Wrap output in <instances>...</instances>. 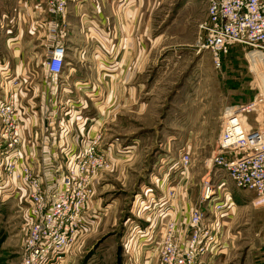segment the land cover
<instances>
[{
  "label": "crops",
  "instance_id": "1",
  "mask_svg": "<svg viewBox=\"0 0 264 264\" xmlns=\"http://www.w3.org/2000/svg\"><path fill=\"white\" fill-rule=\"evenodd\" d=\"M153 4V0H69L63 18L67 24L64 68L69 66L68 74L63 71L60 78H51L44 67L48 50L45 40L41 33L33 31V23L51 16L40 0H0V101L7 78L20 79L19 118L25 161L32 164L35 173L43 172L47 177L51 166L62 163V153L101 136L99 148L107 154L110 168L101 172L93 184L94 197L87 205L85 232L96 219L117 210L119 201L110 198L114 192L127 196L138 185L124 225L135 219L134 223L145 232L143 237L133 233V238H125L130 242L127 253L131 255L127 264H158L154 242L159 224H151L143 218L144 213L149 210L152 217L159 214L157 220L161 222L170 209L177 227L182 229V221L198 197L194 198L191 191L199 185L193 168L184 175L175 169L168 171L175 190L171 202L165 200L168 186L154 173L146 176V182L137 183L143 178L140 163L144 160L135 153L136 141L114 137L115 128L110 127L117 122L121 106L128 108L134 103L133 87L127 85L137 80L138 67L144 64L139 62V54L144 48L147 50L148 42L153 44ZM92 36L96 45H89ZM78 105L81 108H76ZM5 188L1 183L0 195L4 199L3 194L8 192ZM14 200L22 202L21 197ZM23 219L24 213L21 229ZM19 249L20 244L18 256ZM260 258H264V252ZM217 262L218 258L208 256L202 264Z\"/></svg>",
  "mask_w": 264,
  "mask_h": 264
},
{
  "label": "built area",
  "instance_id": "2",
  "mask_svg": "<svg viewBox=\"0 0 264 264\" xmlns=\"http://www.w3.org/2000/svg\"><path fill=\"white\" fill-rule=\"evenodd\" d=\"M68 1L40 0L51 19L33 23V31L43 35L48 49L44 67L51 78H60L64 71L67 24L63 18ZM205 14L198 24L199 48L210 53L217 69L233 46L250 48L252 54H259L263 59V65L256 71L251 68L260 87L251 101L222 111L215 150L205 160L207 172L201 180L196 203L182 221V229L177 227V219L170 209L161 222L157 220L159 214L152 217L149 210L144 213L143 218L151 224H159L154 242L158 264H202L208 256L217 259L222 255L223 219H229L234 208L230 193L221 187L225 179L236 189L253 193L255 200L264 196V0H206ZM3 87L0 184L6 187L7 197H21L26 206L17 264H63L71 247L85 233L93 184L101 172L110 168L107 154L99 148L101 136L62 153V163L51 166L47 177L43 172L37 174L32 164L25 161L22 151L19 118L22 81L8 77ZM191 162V154L184 146L173 169L184 175ZM168 173L163 178L168 186L164 198L171 202L175 190ZM134 222L130 220L134 236L143 237L145 229L141 230Z\"/></svg>",
  "mask_w": 264,
  "mask_h": 264
},
{
  "label": "rangeland",
  "instance_id": "3",
  "mask_svg": "<svg viewBox=\"0 0 264 264\" xmlns=\"http://www.w3.org/2000/svg\"><path fill=\"white\" fill-rule=\"evenodd\" d=\"M153 3L150 19L153 44L148 42L147 50L144 48L139 54V62L144 64L138 67L137 80L127 85L133 87L134 103L128 108L121 106L117 122L110 127L115 128L114 137L136 141L135 153L144 160L140 163L143 178L137 183L146 182L150 173L160 180L166 178L180 149L186 146L192 159L190 168L198 174L195 182L199 185L191 189L196 198L207 172L205 160L215 150L221 113L228 106L251 101L258 93L260 82L252 70L262 66L263 59L252 54L250 48L235 45L224 57L221 68H215L210 53L198 44V24L205 18L206 0H153ZM94 38L89 39V45H96ZM68 68L66 64L64 75L68 74ZM137 186L127 196L113 191L110 198L119 201L117 210L96 219L89 232L76 240L63 264L129 262L130 242L125 238H133V226L124 223ZM221 187L230 193L234 208L230 218L223 219L224 249L216 264H264V258H260L264 252V196L255 200L253 193L236 189L228 179ZM3 195L6 198L0 195V264H17L22 240L20 225L26 206L11 195ZM117 247L121 248L119 262Z\"/></svg>",
  "mask_w": 264,
  "mask_h": 264
},
{
  "label": "water",
  "instance_id": "4",
  "mask_svg": "<svg viewBox=\"0 0 264 264\" xmlns=\"http://www.w3.org/2000/svg\"><path fill=\"white\" fill-rule=\"evenodd\" d=\"M120 252H121V248L120 247H117V250H116V257H117V262L120 261Z\"/></svg>",
  "mask_w": 264,
  "mask_h": 264
},
{
  "label": "bare ground",
  "instance_id": "5",
  "mask_svg": "<svg viewBox=\"0 0 264 264\" xmlns=\"http://www.w3.org/2000/svg\"><path fill=\"white\" fill-rule=\"evenodd\" d=\"M255 65V64H254ZM263 86H264V78H262Z\"/></svg>",
  "mask_w": 264,
  "mask_h": 264
},
{
  "label": "trees",
  "instance_id": "6",
  "mask_svg": "<svg viewBox=\"0 0 264 264\" xmlns=\"http://www.w3.org/2000/svg\"><path fill=\"white\" fill-rule=\"evenodd\" d=\"M1 241V240H0Z\"/></svg>",
  "mask_w": 264,
  "mask_h": 264
}]
</instances>
